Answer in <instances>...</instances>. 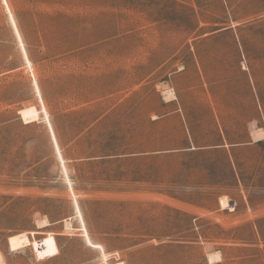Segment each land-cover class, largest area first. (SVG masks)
<instances>
[{"label":"rangeland","instance_id":"rangeland-1","mask_svg":"<svg viewBox=\"0 0 264 264\" xmlns=\"http://www.w3.org/2000/svg\"><path fill=\"white\" fill-rule=\"evenodd\" d=\"M5 2L0 264H264V0Z\"/></svg>","mask_w":264,"mask_h":264},{"label":"bare ground","instance_id":"bare-ground-1","mask_svg":"<svg viewBox=\"0 0 264 264\" xmlns=\"http://www.w3.org/2000/svg\"><path fill=\"white\" fill-rule=\"evenodd\" d=\"M2 2H3L4 6H5L6 10H7L8 20H9V22L11 24V27H12L13 32H14V35H15V37L17 39L18 46H19V49H20L24 64L27 67V69H31L29 58H28L24 43H23V41L21 39L18 27H17L16 22H15V19L12 16L10 10L8 9L5 0H2ZM32 86H33L34 92H35V94H36V96H37V98H38V100H39V102L41 104V109L39 110L40 112L35 111L33 108L25 109V110L20 111L21 117L23 119V122L27 124V123H30V122L36 120L38 118L39 113L43 116V118L45 120V123H46V126H47V129H48V132L50 134L53 146H54V150L56 152V156H57V158L59 160V163L61 164V167L63 169L64 175H65L66 184L68 185V189L70 188L72 190L70 179L68 178V175L66 173L64 161H63V159L61 157L60 150H59V147H58L54 132L52 130V127H51V124H50L46 109H45V107L43 105V102H42L40 90H39L38 85H37V83H36L34 78L32 80ZM72 200H73V204H74V207H75V210H76L75 214H76V217L79 219V222H80V225H81L80 227H81V229H82V231L84 233L83 236H85L86 242L90 246H92V247H94V248L99 250V252L101 253V256H102L101 258H102L104 264H107V258H106V255H105L104 251H103V248L101 246H99V245L93 244L91 242V240L89 239L88 234H87V230H86V227H85V224L83 222L82 215H81V212H80V209H79V206H78V203H77L75 198H73ZM221 203L227 205V203L225 201H223ZM212 260L213 259L210 257V261H212Z\"/></svg>","mask_w":264,"mask_h":264},{"label":"trees","instance_id":"trees-1","mask_svg":"<svg viewBox=\"0 0 264 264\" xmlns=\"http://www.w3.org/2000/svg\"><path fill=\"white\" fill-rule=\"evenodd\" d=\"M51 124V123H50ZM51 127H52V125H51ZM53 130V129H52ZM54 132V131H53ZM55 135V134H54ZM56 138V137H55ZM57 141V140H56ZM80 209V208H79ZM81 212V211H80ZM82 215V214H81ZM82 219H83V217H82ZM83 222H84V220H83ZM85 224V223H84ZM86 227V226H85Z\"/></svg>","mask_w":264,"mask_h":264}]
</instances>
